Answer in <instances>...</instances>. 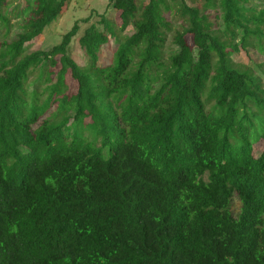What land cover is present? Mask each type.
I'll return each instance as SVG.
<instances>
[{
	"label": "trees",
	"instance_id": "1",
	"mask_svg": "<svg viewBox=\"0 0 264 264\" xmlns=\"http://www.w3.org/2000/svg\"><path fill=\"white\" fill-rule=\"evenodd\" d=\"M254 1L108 0L77 62L90 16L27 53L67 0H0V264H264Z\"/></svg>",
	"mask_w": 264,
	"mask_h": 264
},
{
	"label": "rangeland",
	"instance_id": "2",
	"mask_svg": "<svg viewBox=\"0 0 264 264\" xmlns=\"http://www.w3.org/2000/svg\"><path fill=\"white\" fill-rule=\"evenodd\" d=\"M19 1L22 2L23 0ZM186 1L188 4H191L190 0ZM254 2L257 4L258 9L261 8L264 4V0H255ZM67 4L68 5L65 7L60 16L54 22L48 25L43 30L41 35H39L32 42L26 45L27 53L39 49H49L51 46L58 44L63 34L72 27L75 20L88 18L90 16L88 22L80 23L78 34L73 39L70 47L72 57L77 62H83L86 57L84 56L83 51L79 46L78 38L83 34L84 29L90 24L98 23L100 21L101 16H104L108 20H111L115 24V26H119L118 13L113 11L111 7H107L108 0H67ZM11 21L12 19L10 20V22ZM0 29L2 33L5 32L3 27H1ZM130 31L131 29H128V31H126L125 33L128 34ZM169 37L170 36H167V44L169 43ZM111 44L113 45V42H111ZM232 59L235 62H238L239 64L255 68L247 57V55L242 50L234 53ZM262 69H264V67H262ZM257 73L258 71L255 70V74ZM66 83L68 85V94L70 95L72 92L75 91V82L72 80L69 73L66 75ZM262 145L263 142H260L259 144H257L256 148L259 150L262 148ZM233 206L234 208L238 207V203L235 199L233 200Z\"/></svg>",
	"mask_w": 264,
	"mask_h": 264
}]
</instances>
